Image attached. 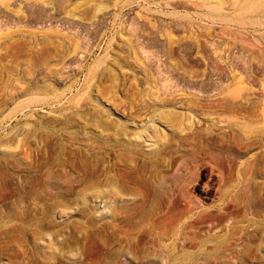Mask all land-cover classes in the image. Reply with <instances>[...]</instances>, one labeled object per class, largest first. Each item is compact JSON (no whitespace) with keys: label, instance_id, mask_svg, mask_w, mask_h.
I'll return each instance as SVG.
<instances>
[{"label":"rangeland","instance_id":"1","mask_svg":"<svg viewBox=\"0 0 264 264\" xmlns=\"http://www.w3.org/2000/svg\"><path fill=\"white\" fill-rule=\"evenodd\" d=\"M207 1L0 0V264H264V0Z\"/></svg>","mask_w":264,"mask_h":264},{"label":"bare ground","instance_id":"2","mask_svg":"<svg viewBox=\"0 0 264 264\" xmlns=\"http://www.w3.org/2000/svg\"><path fill=\"white\" fill-rule=\"evenodd\" d=\"M206 6H207L208 11H216V12L218 11V13L220 12L221 9H223L222 5H219L218 3H213L212 0L207 1ZM253 10L255 13L264 16V8L263 7L254 8Z\"/></svg>","mask_w":264,"mask_h":264}]
</instances>
